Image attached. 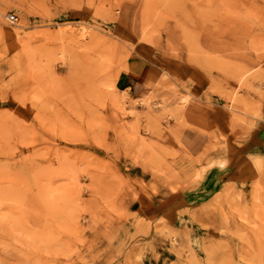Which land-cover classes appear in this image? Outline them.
<instances>
[{
    "label": "rangeland",
    "instance_id": "obj_1",
    "mask_svg": "<svg viewBox=\"0 0 264 264\" xmlns=\"http://www.w3.org/2000/svg\"><path fill=\"white\" fill-rule=\"evenodd\" d=\"M0 264H264V0H0Z\"/></svg>",
    "mask_w": 264,
    "mask_h": 264
},
{
    "label": "crops",
    "instance_id": "obj_2",
    "mask_svg": "<svg viewBox=\"0 0 264 264\" xmlns=\"http://www.w3.org/2000/svg\"><path fill=\"white\" fill-rule=\"evenodd\" d=\"M136 58V57H135ZM153 70L150 66L147 65L141 58H136L133 60L129 65V72L126 74L125 82L129 80L130 85L127 86V89H133V86L136 87V81H139L141 77L150 76L151 78L153 75ZM133 84V85H132ZM212 183L210 186H214V180L211 179Z\"/></svg>",
    "mask_w": 264,
    "mask_h": 264
},
{
    "label": "built area",
    "instance_id": "obj_3",
    "mask_svg": "<svg viewBox=\"0 0 264 264\" xmlns=\"http://www.w3.org/2000/svg\"><path fill=\"white\" fill-rule=\"evenodd\" d=\"M8 19L11 21V22H17L18 21V18H17V16L15 15V14H10L9 16H8Z\"/></svg>",
    "mask_w": 264,
    "mask_h": 264
}]
</instances>
